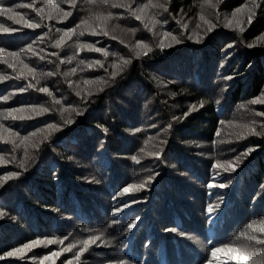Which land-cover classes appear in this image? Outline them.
<instances>
[{"label":"trees","instance_id":"1","mask_svg":"<svg viewBox=\"0 0 264 264\" xmlns=\"http://www.w3.org/2000/svg\"><path fill=\"white\" fill-rule=\"evenodd\" d=\"M13 2L4 0V6ZM49 2L72 14L56 19L58 13L48 8ZM123 2L76 0L73 8L65 0H35L36 6L44 9L42 21L32 8H15L14 13L40 22L34 29L0 14V24L14 30L0 32L4 59L16 63L7 52H19L18 59L36 70L35 79H40L36 88L46 86L52 93L49 96L36 88L16 91L18 86L35 84L33 75L22 64L16 63L14 70L0 62V76L7 77L0 80V111L29 106L52 109L30 118L25 112L22 120L0 117V123L18 134L0 133L10 141L0 140V176L9 171L21 173L0 186V212L4 213L0 216V254L35 239L42 241L15 257L0 259V264H40L45 256L44 264H109L110 258L129 264H264V243L258 242L264 241V136L248 134L245 127L251 126L252 120L264 121L255 115L264 111V104L250 103L264 94V40L258 39L264 35V6L249 25L246 11L232 16L249 0H170L172 15L157 16L161 10L149 8L144 10L142 22L127 9L111 7ZM145 3L149 0H133L132 7ZM49 12L51 20L47 19ZM109 13L112 15L106 24L110 35H91L88 29L102 23L97 17ZM172 16L186 23L187 29H181ZM201 16L216 25L207 34ZM152 17L168 22L149 32L144 22ZM242 17L244 23L237 25ZM82 20L88 21L87 25L81 24ZM78 24L80 28L70 33L71 38H65L60 48L50 46L64 34L57 28L65 30ZM240 27L244 28L242 33ZM82 30L83 36L79 35ZM164 31L175 35L184 31L185 36L195 32L203 40L185 39L175 44L163 37ZM45 32L48 36L43 43L33 44L35 55L20 51ZM161 40L171 46L160 48ZM78 41L95 43L117 56L131 58L132 63L114 82L104 85L100 81V77L107 78L104 69L85 67L80 60L88 63L99 59L108 67L115 57L110 54L105 59L88 50L77 53ZM137 42L146 43L152 51L145 54L136 49L140 53L137 57L128 46ZM250 43L254 45L251 48L247 46ZM52 52L58 55H49ZM71 56L76 58L69 61ZM49 71L56 74L45 77ZM101 87L103 91H99ZM89 90L93 95L84 105L76 92L86 94ZM4 95L9 96L7 101L2 99ZM53 96L61 100L60 105H53ZM216 99H220L219 105ZM201 101L203 107L199 106ZM192 105L196 110L185 117ZM66 120L73 123L65 124ZM49 123L63 127L49 129ZM169 124L172 127L165 132ZM255 128L264 131L259 123ZM23 136L28 140L21 143ZM161 140L167 143L161 145ZM249 146L256 150L234 172L212 168L217 161L231 159ZM161 147L159 159L150 155ZM25 151L27 171L16 163L25 158ZM149 176L155 179L150 181ZM221 182L227 186H207ZM142 183L145 186L138 188ZM125 187L129 191L117 196ZM209 203L220 205L211 215L207 212ZM114 218L117 223L113 225ZM133 221L129 231L127 226ZM68 233L72 235L63 244L47 243ZM90 235H100L101 240L91 245L80 261L74 259L82 247L79 244L59 256L51 255ZM104 241L110 245L105 246ZM213 248L219 249L215 255Z\"/></svg>","mask_w":264,"mask_h":264},{"label":"snow or ice","instance_id":"2","mask_svg":"<svg viewBox=\"0 0 264 264\" xmlns=\"http://www.w3.org/2000/svg\"><path fill=\"white\" fill-rule=\"evenodd\" d=\"M65 2L70 6V7H75L76 6V0H65ZM91 2V0H90ZM104 2H107V0H104ZM132 2L133 0H125V2L123 3H113L111 5V7L113 8H124L127 9L132 16L135 17V19L137 20H141L143 22L144 19V10L145 9H149V8H153V9H157V10H161V11H157L156 15H161L163 13H168L169 15H172L171 12L169 11V3L170 0H163V2H161V0H155V2H153V0H149V3H145L142 4L136 8L132 7ZM218 2H222V0H218ZM212 7H215V5H211ZM262 6H264V0H249V2L244 6V8H237L233 13L232 16L235 18L237 17L238 14H242V13H247V23L249 25H251L252 21L255 19L256 15H257V10L260 9ZM32 8L33 11H35L37 13V15L40 17V20H44L45 16H44V9L37 7L35 4V0H31V2H24V3H16L15 0L13 2V4L11 6H4V0H0V14H6L8 16L9 19L14 20L16 23H21L23 24V26L28 27V28H38L41 26L40 22L36 21V20H29L24 18V16L19 15L14 13V9L15 8ZM48 8L50 10L54 9L56 10V12L58 13L56 19L58 20H62L68 16H70L72 13L71 11H66L62 8H59L58 5L56 4H52L51 2H49L48 4ZM111 13H109L107 16H103V17H97L98 19H100L102 21V23L100 25H96L91 27L90 29H88L90 31L91 35H103L105 37H108L110 35L109 31L107 30V24L106 21L109 20L111 18ZM53 17L51 15V12H49L47 19L51 20ZM172 19L176 20L175 16H172ZM200 19L207 25V28L205 29V34H207L208 32H211L216 25L213 24L211 21L205 20L203 16L200 17ZM167 19L160 21L155 19V17L150 18L149 22H144V28L147 29L149 32H152L154 27L157 24H160L161 26H163L164 24H167ZM88 21L86 20H82L81 24L87 25ZM176 23L180 25L181 29H187L188 25L186 23H181L180 20H176ZM237 25H242L244 23V19L243 17L241 19H238L236 21ZM80 24L76 25L73 28L70 29H59L57 28V32H61L63 31V35L59 37V39L55 40L50 46L51 47H55V48H60L62 43L64 42L65 38H71L70 33L71 34H75L77 28H80ZM196 28L199 29L200 28V24L196 25ZM116 29L113 28L112 31L114 32ZM10 31H14L13 29H9L7 27H5L3 24H0V32L2 33H8ZM49 31H51V29H49ZM121 31H124L123 29H121ZM130 31H134V30H130ZM239 31L242 33L244 31L243 27L239 28ZM79 35L83 36L84 35V31H80ZM163 37L169 39L170 41L174 42L175 44H181L184 42V40H190V41H194L196 43H200L203 40V37L200 36L198 33H191L188 34L187 36H185V32L184 31H180L178 35H175L169 31H164L163 32ZM48 36V32H45L43 34V36H38L36 38V40L33 41V43H30L26 46L25 49H21V52L24 51H29V52H33V54L35 55L36 53L33 51V44L39 42V43H43L44 37ZM112 39H117L116 36H111ZM258 39L264 40V35L258 37ZM120 43H125V41L121 40ZM130 47V50L134 51L136 49H142L144 51L145 54H147L148 52H151L152 49L146 44V43H142V42H137L133 45H128ZM160 48H164L165 46H171V44L165 45V42L163 40L160 41L159 45ZM232 44H229L228 47H232ZM249 48L253 47V44H248L247 45ZM83 50H88V51H93L96 53H100L102 54L105 59H107V57L111 54L113 55L115 58L113 59V61L108 65V67H105L104 61L96 59V60H92L88 63H85L84 60H80V64H84L85 67L91 68L94 66H99L100 68L104 69V72L107 76V78L105 77H100V81L102 84L104 85H109L110 82H114L115 78L120 75V73H122L124 71V67L131 64L132 60L131 58H125L123 56H117L115 53H110L108 50H106L104 47H98L95 43H91V42H77L76 43V51L77 53H79L80 51ZM40 52H44V49H40ZM4 54H5V49L0 48V62L2 63H6L7 66L9 68H13L15 70L16 67V63L22 64L23 68L27 70V73L32 74L33 78L35 79V72L36 70L34 68L29 67L28 64H24L23 61L19 60L18 57L20 55L19 52L16 51H8L7 55L9 57L12 58L13 61H16V63L10 62L9 60L4 59ZM136 56L139 57L140 53L139 52H135ZM49 55L51 56H57L58 54L55 52L49 53ZM76 57L75 56H71L69 57V61L74 60ZM41 60L45 59V56L41 55L40 56ZM52 61L49 60V63H51ZM61 63H63L64 61L61 59L60 61ZM109 68L113 69V71L109 72ZM72 73L76 72V68H73ZM56 73L49 71L44 73L43 75L45 77H51L54 76ZM20 75H23V73L21 72L18 76L17 79L20 78ZM65 75H67V73H65ZM3 79H7V77L4 76H0V80ZM225 79H232L231 76H226ZM84 83H88V81H84ZM40 84V79H35V84L32 83H28L26 85L23 86H18L16 91L18 92H25L30 88H36V85ZM69 87L72 86V82L69 81L68 82ZM36 90L38 92L41 93H47L49 96H52V93L49 91V88L44 86V87H39L36 88ZM104 88L101 87L99 89V91H103ZM222 91H224V89H222ZM93 95L92 91H87L86 94H82L80 91L76 92V96L80 97V100L83 102L84 105H87L90 102V97ZM2 99L4 101H7L9 99L8 95H4L2 97ZM53 100V105H60L61 104V100L57 99L56 97H52ZM215 103L217 105H219L221 103L220 99H216ZM251 104H257V103H262L264 104V94H262L261 96L255 97L250 101ZM204 105V101L200 102V107H203ZM52 109L49 107H37V106H29V107H9L4 109L3 111H0V117H3L4 119L7 118H12L13 120L15 119H25V115H23V113L27 112L29 118L31 117L32 114H43V113H47L49 111H51ZM66 110V109H61V111ZM75 110V109H74ZM193 110H196V105H192L189 108L188 112H185L183 115L186 117L189 115V113ZM16 114H20V115H16ZM77 115H81V113L79 111H77ZM256 116H260V117H264V111H256L255 112ZM173 119H178L177 117H173ZM65 124H71L73 123V121L71 120H66L64 121ZM223 123V122H221ZM260 124L261 128H264V121H256V120H252L251 121V126H245L248 129V134L251 135H256V136H264V131H256L255 125ZM154 126V125H153ZM63 125H58L56 123H49L47 124V128L49 129H54V130H59L60 128H62ZM172 127L171 124L168 125V128H165L164 131L167 132L168 129H170ZM40 131H44L43 128L40 129ZM105 132L108 131L107 128L104 129ZM136 132H139L140 129L136 128L135 129ZM0 133H8L9 136H17L18 134L13 131L10 127H5L2 123H0ZM36 133L33 132L32 136H35ZM217 135H219V133H217ZM238 139L240 138L239 136L237 137ZM0 140H3L5 143L10 142L9 140H7L5 138L4 135L0 134ZM28 140L27 136H23L20 137V141L21 143L26 142ZM221 143H224V141H220ZM167 141L166 140H161L160 144H166ZM14 144V148L13 151L15 150V142L13 141ZM35 147L39 148V144H36ZM256 150V148L254 146H249L247 147L244 151L240 152L238 155L232 157L231 159H228L224 162H220L217 161L216 163H214L212 165L213 169H218V170H222L223 172H234L236 170L237 167H239V165L243 162V160L245 158H247L252 152H254ZM2 151V150H0ZM163 152V147L160 148L159 151L157 152H152L150 153V155H153L155 157H157L158 159L161 156V153ZM25 158L24 159H20L18 161H16V157L13 156L12 159L13 161H16L17 166L20 169H23L25 171H27L26 168V164H27V157H28V153L25 151L24 154ZM3 157H0V160H2ZM133 160H136V157L133 156L132 157ZM21 173L20 172H16V171H9L7 172L6 175L4 176H0V186H2L3 182L10 179V178H16L19 177ZM217 174H219V172H217ZM150 181L154 180L155 177L154 176H149L148 178ZM230 183V181H228ZM145 185L142 183L138 186V188H143ZM208 188L211 189L213 187H219V188H224L226 187V183L225 182H221V183H209ZM261 187H264V185H262ZM129 189L127 187L123 188L120 192H117L116 195L120 196L123 193L128 192ZM220 205L219 203L217 204H212L209 203L207 206V212L209 213V215L213 214L215 212V210L217 208H219ZM117 211H119V209H117ZM4 213L0 212V216H3ZM116 213H113V216L115 217ZM117 221L116 219H112L111 224H116ZM135 223V221H133L132 223L128 224V230L130 231L133 227V224ZM169 231H176V229H168ZM84 231H89V229L85 228ZM72 235V233H68L67 235H65L63 237V239H60L58 237L56 238H52V239H48L47 243H53V242H58L60 244L64 243V240H68V238ZM181 235H183V233H181ZM101 240V236L100 235H90L87 239L85 240H81V241H75L72 243H69L66 247L61 248L60 252H55V253H51L52 256H59L61 252H65V251H71L73 248H75L77 246V244L82 245V247H80L79 251L76 252L74 254V259L76 261H80L81 256L83 255L84 252L88 251L89 248L91 247V245L95 244L97 241ZM42 241L40 239H35L32 240L30 243H26L24 244L22 247H18V248H14L11 249L9 251H6L2 254H0V259H4L6 257H15L17 253L25 250V249H30L31 247L40 244ZM259 243H264V241H258ZM209 243L211 244L212 242L209 241ZM104 245L105 246H109L110 245V241H104ZM219 251L218 248H213L212 249V254L215 255V253ZM248 253H241V255H247ZM262 255H264V253H262ZM48 259L47 256H45L43 259H41L40 264H44V260ZM68 264H71V262L69 261ZM109 264H129L128 261L123 260V259H119V258H110L109 259Z\"/></svg>","mask_w":264,"mask_h":264}]
</instances>
